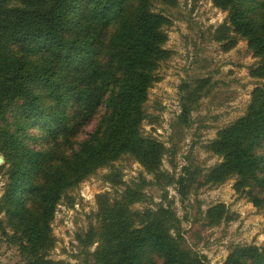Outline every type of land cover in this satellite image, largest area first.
Wrapping results in <instances>:
<instances>
[{"label":"trees","instance_id":"1","mask_svg":"<svg viewBox=\"0 0 264 264\" xmlns=\"http://www.w3.org/2000/svg\"><path fill=\"white\" fill-rule=\"evenodd\" d=\"M173 0H0V232L16 247L14 264H77L49 257L51 223L67 192L101 168L117 198H96V224L77 235L88 264H207L186 242L169 205L132 209L146 198L143 175L124 183L114 162L137 161L153 183L175 182L182 200L204 184L235 177L234 190L264 209V83L256 85L243 115L217 130L206 150L221 160L202 172L185 166L174 178L161 169L162 142L141 131L148 91L171 55L165 47L170 18L155 3ZM226 12L214 39L224 50L238 37L258 58L249 68L264 79V0H212ZM207 78L183 82L180 121L206 91ZM95 121L85 136L86 127ZM203 226L232 218L210 205ZM222 264H264V246L235 244Z\"/></svg>","mask_w":264,"mask_h":264},{"label":"rangeland","instance_id":"2","mask_svg":"<svg viewBox=\"0 0 264 264\" xmlns=\"http://www.w3.org/2000/svg\"><path fill=\"white\" fill-rule=\"evenodd\" d=\"M154 9L166 14L171 24L166 27L165 47L171 55L157 69L158 80L148 91L145 108L148 118L141 131L154 137L166 148L161 169L174 178L183 174V168H200L205 172L221 160L206 150L205 145L215 137L217 130L244 114L251 90L264 83L253 78L249 68L257 62L240 37L229 50L214 39L215 31L226 19V12L215 7L212 0H173L156 2ZM207 78L209 85L197 100L186 122L180 121L183 82ZM95 121L86 127L83 137L91 131ZM124 183L143 175L151 181L145 189L146 198L131 205L132 209L155 208L169 205L180 219L186 242L205 256L207 264H222L235 244L264 246V209L256 208L234 188L235 177L220 184H204L189 191L182 200L175 182L158 186L154 178L128 155L114 162ZM110 170L101 168L67 192L72 198H63L57 205L51 228L54 247L49 257L70 263L88 264L86 251L92 252L97 243L84 247L77 235L89 225L96 224V198L105 194L117 198L123 184L113 186L105 179ZM5 174L0 173V195ZM224 203L231 219L215 226L193 222L212 204ZM20 256L15 246L6 242L0 232V264H14Z\"/></svg>","mask_w":264,"mask_h":264},{"label":"water","instance_id":"3","mask_svg":"<svg viewBox=\"0 0 264 264\" xmlns=\"http://www.w3.org/2000/svg\"><path fill=\"white\" fill-rule=\"evenodd\" d=\"M4 162V156L0 151V165Z\"/></svg>","mask_w":264,"mask_h":264}]
</instances>
